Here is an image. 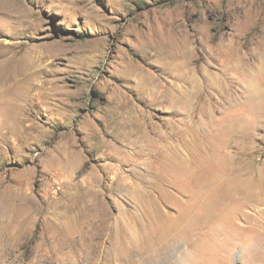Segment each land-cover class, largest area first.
<instances>
[{
	"label": "rangeland",
	"instance_id": "rangeland-1",
	"mask_svg": "<svg viewBox=\"0 0 264 264\" xmlns=\"http://www.w3.org/2000/svg\"><path fill=\"white\" fill-rule=\"evenodd\" d=\"M0 40V264H264V0H0Z\"/></svg>",
	"mask_w": 264,
	"mask_h": 264
},
{
	"label": "bare ground",
	"instance_id": "bare-ground-1",
	"mask_svg": "<svg viewBox=\"0 0 264 264\" xmlns=\"http://www.w3.org/2000/svg\"><path fill=\"white\" fill-rule=\"evenodd\" d=\"M0 45L3 46L2 49H0V113L3 115V116H7L9 115V110H6L7 109V106H8V103H6V81L9 80L10 76H6V70L7 69H10L12 66H10L11 64L9 63V60H11L9 57L8 59H6V43H2V41L0 40ZM9 46V45H8ZM9 56V55H8ZM13 58V56H12ZM15 60V58H14ZM12 61V60H11ZM15 65V64H14ZM17 65V63H16ZM18 66V65H17ZM19 71V70H18ZM10 72V71H9ZM14 73V71H12ZM16 73V71H15ZM18 73V72H17ZM8 74V73H7ZM224 75V74H223ZM226 76V75H225ZM202 81H203V84L208 86L211 90L214 89L216 83L214 82V80L212 81L211 77H209V75H204L203 77H201ZM228 79V78H227ZM3 81V83L1 82ZM176 81V80H175ZM18 82V81H17ZM177 83L174 82V84L172 83V85L170 86V88L166 89L164 92H163V100H166L167 98V94L170 95V98L168 97V105L169 107L174 111L178 110L179 109H182L183 111H187L188 109H190V106L192 103L196 102L197 100L200 99L201 97V92H199L197 89H199V83L200 81H197V78H193V80L191 82L187 81V78L185 75H178V78H177ZM199 82V83H198ZM8 84V83H7ZM224 84V83H223ZM222 84V85H223ZM154 85V84H153ZM151 85L148 89L152 90L151 89ZM226 89L227 87L225 86H222L220 87V90L222 93H224V104L225 105H228L230 104V99H229V94L226 93ZM18 90V89H17ZM215 90V89H214ZM153 91V90H152ZM210 91V90H209ZM217 92V91H216ZM251 92V91H250ZM254 92V91H253ZM151 93V92H150ZM208 93V92H207ZM211 94V93H210ZM209 94V95H210ZM246 94V93H245ZM19 97V96H18ZM223 97V95H222ZM241 97V96H240ZM239 102V101H238ZM204 103V102H203ZM201 107V106H200ZM202 108V107H201ZM9 109V108H8ZM198 109V108H196ZM11 110V109H10ZM176 112V113H177ZM184 115V113H182ZM188 116V115H187ZM183 118V117H182ZM189 118V117H187ZM192 119V118H191ZM196 120H199V117H197ZM185 122V121H184ZM190 122V121H189ZM188 122V123H189ZM194 122V121H192ZM210 122V121H208ZM152 123V122H151ZM191 123V122H190ZM197 123H200L199 121H197ZM195 124V123H194ZM4 125V124H3ZM155 125H152L151 127L154 128ZM197 127L200 126L199 125H196ZM219 128V127H218ZM243 128H244V125L242 122L240 123H237V124H232L231 122L229 123H226L225 125H223L219 131H218V140L220 143H222L223 145L225 144L226 146H228V144L232 143V138L233 137H242L243 135H241V133H243ZM155 129H156V126H155ZM154 129V130H155ZM198 128H196L197 130ZM152 130V129H151ZM199 130V129H198ZM243 139V138H242ZM166 148H167V152H171L173 154H176L178 156H180V154H182L183 152H185L183 150L184 148V142H181V144L177 143V144H165ZM186 146V145H185ZM134 149V148H133ZM242 153V152H241ZM155 153L153 152H147V151H143V150H132V153L131 155H137L138 158H140V162L137 163L136 165H138L140 167V165L146 163V162H149V160H151V157H153ZM244 154V153H243ZM239 155V154H238ZM243 157H240L239 158V161H237V163L240 164V166L242 168H245L246 166L243 164V161H242ZM244 160V159H243ZM154 162V161H153ZM140 169V168H139ZM148 171V170H147ZM138 172V171H137ZM152 172V171H151ZM146 173V172H145ZM144 173V174H145ZM148 173V172H147ZM156 175V176H155ZM136 182L131 185L130 189L127 190L128 193L130 192L131 193H134V194H140V196H146V197H150L151 195V191L150 188H154L155 189L158 187V186H161V183H165L164 179L162 180V176L159 174V173H150L149 175H142L141 172L139 173H136ZM123 186V185H122ZM127 187V186H126ZM123 188V187H122ZM122 190V189H121ZM120 190V191H121ZM125 192V191H124ZM139 196V197H140ZM144 198V197H142ZM145 199V198H144ZM181 214V212H180ZM215 216V215H214ZM179 217V216H178ZM213 217V216H212ZM182 218V217H181ZM214 218V217H213ZM211 218V219H213ZM219 218V217H218ZM233 219V218H232ZM180 220V219H179ZM180 222V221H179ZM236 225V224H235ZM233 229H237V227H231ZM232 229V230H233ZM214 231V230H213ZM231 231V230H230ZM233 236V235H232ZM237 239V238H236ZM160 240V239H159ZM227 240V239H226ZM233 240V238H232ZM161 241V240H160ZM146 242V241H145ZM144 242V243H145ZM163 242V241H162ZM165 242V241H164ZM227 242V241H225ZM147 243V242H146ZM156 243V242H155ZM154 243V244H155ZM230 243H232L230 241ZM150 243H148L149 245ZM154 244L150 245V246H153ZM228 244V243H227ZM147 245V244H145ZM144 245V246H145ZM147 245V246H148ZM157 245V244H156ZM158 245H159V242H158ZM167 245V244H165ZM211 245V244H210ZM222 245V244H221ZM139 246V245H138ZM144 246H140V247H137L136 249L139 248V251L138 253L140 254L141 256V261H140V264H142L143 260L146 259L145 256L147 254H149V249L147 251V248H145ZM149 247V246H148ZM226 247V246H225ZM228 247V246H227ZM157 248V247H156ZM160 248V247H158ZM229 248V247H228ZM170 249V248H169ZM168 249V251H169ZM200 249V248H199ZM217 250V249H216ZM229 250V249H227ZM164 251V250H163ZM200 251V250H199ZM166 252V251H165ZM224 252H227V251H224ZM152 253V252H151ZM157 255H158V252H157ZM166 255V254H165ZM254 255V254H252ZM167 256V255H166ZM157 257V256H156ZM186 257V256H185ZM184 257V258H185ZM187 258V257H186ZM185 258V259H186ZM194 258V257H193ZM193 258H192V261H193ZM188 259V258H187ZM191 259V258H189ZM196 259V258H194ZM182 260V259H180ZM184 260V259H183ZM199 260L201 261L199 258L196 259V261ZM146 261V260H145ZM152 262V261H151ZM181 262V261H179ZM183 262V261H182ZM185 262V261H184ZM183 262V264H184ZM189 262V261H188ZM191 262V260H190ZM132 263V262H131ZM153 263V262H152ZM155 263V262H154ZM161 263V262H159ZM176 263V262H175ZM186 263V262H185ZM172 264V263H171ZM194 264H196L194 262ZM199 264V262H198Z\"/></svg>",
	"mask_w": 264,
	"mask_h": 264
}]
</instances>
